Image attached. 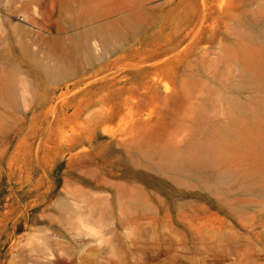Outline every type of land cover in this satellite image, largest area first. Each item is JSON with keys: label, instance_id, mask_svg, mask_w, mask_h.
<instances>
[{"label": "rangeland", "instance_id": "obj_1", "mask_svg": "<svg viewBox=\"0 0 264 264\" xmlns=\"http://www.w3.org/2000/svg\"><path fill=\"white\" fill-rule=\"evenodd\" d=\"M0 264H264V0H0Z\"/></svg>", "mask_w": 264, "mask_h": 264}]
</instances>
